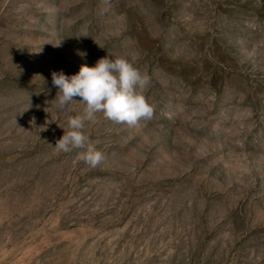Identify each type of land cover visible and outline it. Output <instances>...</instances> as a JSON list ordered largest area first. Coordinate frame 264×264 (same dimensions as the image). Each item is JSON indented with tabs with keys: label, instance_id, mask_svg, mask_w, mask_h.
Masks as SVG:
<instances>
[{
	"label": "rangeland",
	"instance_id": "obj_1",
	"mask_svg": "<svg viewBox=\"0 0 264 264\" xmlns=\"http://www.w3.org/2000/svg\"><path fill=\"white\" fill-rule=\"evenodd\" d=\"M108 55L155 111L91 169L52 72ZM0 264H264V0H0Z\"/></svg>",
	"mask_w": 264,
	"mask_h": 264
},
{
	"label": "clouds",
	"instance_id": "obj_2",
	"mask_svg": "<svg viewBox=\"0 0 264 264\" xmlns=\"http://www.w3.org/2000/svg\"><path fill=\"white\" fill-rule=\"evenodd\" d=\"M59 45L60 42L55 47ZM149 83L150 77L142 74L127 58H110L109 55L98 59L93 67L82 65L72 76L53 71L52 85L58 89L57 110H66L77 101L74 97H79L77 102L84 105L82 114L69 118L55 148L64 153L80 150V161L91 169L100 166L106 159L105 154L84 134L85 124L97 122L98 113H102L105 120L129 128L141 120L150 121L155 109L145 96Z\"/></svg>",
	"mask_w": 264,
	"mask_h": 264
}]
</instances>
